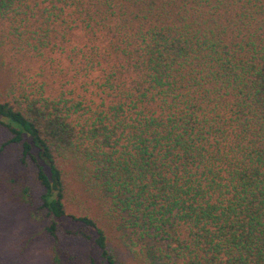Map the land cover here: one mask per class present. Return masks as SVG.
<instances>
[{
	"label": "trees",
	"instance_id": "trees-1",
	"mask_svg": "<svg viewBox=\"0 0 264 264\" xmlns=\"http://www.w3.org/2000/svg\"><path fill=\"white\" fill-rule=\"evenodd\" d=\"M3 72L54 264H264V0H0Z\"/></svg>",
	"mask_w": 264,
	"mask_h": 264
},
{
	"label": "rangeland",
	"instance_id": "rangeland-1",
	"mask_svg": "<svg viewBox=\"0 0 264 264\" xmlns=\"http://www.w3.org/2000/svg\"><path fill=\"white\" fill-rule=\"evenodd\" d=\"M7 78L5 72L0 74L1 83ZM9 79L15 80L14 73ZM8 136V132L0 127V142ZM19 152L20 146L16 143H9L0 151V259L2 264H54L40 208L42 187L35 177L34 164L30 161L20 163ZM65 225L71 230L82 229L94 235V230L81 222L67 221ZM58 235L60 248L73 255L75 262L101 264L99 251L90 240L62 230ZM111 241L122 264H140L125 252L121 242Z\"/></svg>",
	"mask_w": 264,
	"mask_h": 264
}]
</instances>
